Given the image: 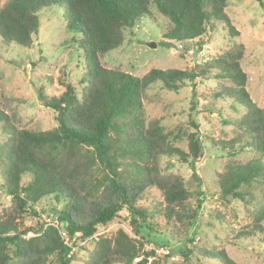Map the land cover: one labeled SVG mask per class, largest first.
<instances>
[{
  "label": "trees",
  "instance_id": "trees-1",
  "mask_svg": "<svg viewBox=\"0 0 264 264\" xmlns=\"http://www.w3.org/2000/svg\"><path fill=\"white\" fill-rule=\"evenodd\" d=\"M257 1L264 6V0ZM229 2L8 0L0 8V40L23 47L33 45L43 10L63 13L67 29L81 35L77 43L84 51L86 69L80 91L63 80L65 90L59 95L40 89L41 99L57 113V125L51 129L19 128L17 114L13 117L0 108V125L7 135L0 144V188L11 197L0 213V264H72L74 247L69 241L93 237L98 226L107 225L123 210L137 228L154 231L163 219L176 229L178 238L185 235L191 247L186 244L182 251L184 261L173 260L171 254L157 258L155 249L145 248L151 241L140 230L138 238L119 228L93 239L85 264H134L140 257H155L152 264H184L191 254L198 261L214 257L221 264H236L223 253L192 245L189 232L198 225L203 198L196 206L191 201L204 192L200 189L195 195L183 176L161 165L163 156H176L197 174L207 143L227 155L216 180L224 199L254 202L252 222L240 228L235 239L264 241V107L246 89L245 45L237 40L240 31L226 11ZM153 7L170 23L164 32L166 45L177 50V43L202 44L209 29H220L231 39L230 47L190 69L152 68L137 76L105 66L102 57L124 43L126 29L143 18L157 23ZM199 78L216 83L209 94H199ZM188 83L193 86L192 108L201 103L203 110L218 112L222 122L234 128L233 136L215 137L195 121L196 130L190 132L183 125L167 130L159 118L146 120L143 102L153 86L177 92ZM4 100L10 105L15 98ZM219 100L227 101L235 116L224 115L216 105ZM183 139L188 150L176 144ZM253 185L260 195L246 189ZM51 199L52 208L43 211L56 219L26 226V215L39 217L38 205ZM209 217L227 221L220 210L209 212Z\"/></svg>",
  "mask_w": 264,
  "mask_h": 264
},
{
  "label": "rangeland",
  "instance_id": "rangeland-1",
  "mask_svg": "<svg viewBox=\"0 0 264 264\" xmlns=\"http://www.w3.org/2000/svg\"><path fill=\"white\" fill-rule=\"evenodd\" d=\"M8 0H0V8ZM156 20L143 18L133 27L125 30V41L117 49L102 57V63L109 68H119L123 71L143 76L152 68H181L190 69L197 62L210 59L231 45V39L220 29H209L203 39L177 43V50L164 43V32L170 23L168 19L157 12ZM226 11L232 23L239 29V42L245 45L242 68L247 73L246 89L251 98L259 106L264 107V6L257 0H230ZM41 26L34 36V43L30 47H23L14 42L6 44L0 40V108L15 117L19 128L30 130H47L57 125V113L46 106L41 99L40 89L52 96L59 95L65 90L64 82L73 83L80 91L81 80L86 73L84 51L78 46L79 34L69 31L66 27V17L56 9H46L40 14ZM214 30V31H213ZM76 40V41H75ZM154 42L155 46H150ZM199 94H209L215 87L213 80L199 78L196 83ZM4 96L15 98L10 105H6ZM193 86L188 83L179 91H170L157 84L144 98V110L147 121L159 118L168 129L183 125L190 132L199 124L200 129L215 137L230 138L235 134L231 125H225L218 112L203 110L202 104L192 108ZM226 116H235L233 109L225 100L217 101ZM15 110V111H13ZM7 138L0 125V144ZM188 150L185 139L176 143ZM227 155L207 143L204 157L200 161L195 174L188 162H183L176 156H163L162 167L168 172H174L184 177L190 190L197 194L201 189L204 195L192 199L196 206L203 198L202 209L198 225L195 224L189 232L194 236L192 245L210 252L223 253L236 264H264V241L258 238L253 241L237 240L235 233L252 222L254 217V202L246 203L240 199L227 202L222 196L216 182L217 172L222 170ZM1 178V177H0ZM201 186V187H200ZM255 194L261 191L257 186L246 187ZM158 200H162L160 197ZM11 204V197L0 188V213L3 208ZM53 200L42 201L38 205L40 216L28 213L26 226H36L38 221L44 223L56 219L52 212L43 211L52 208ZM43 208V209H42ZM220 210L226 215L227 221L220 223L209 217V212ZM160 228L154 231L137 228L132 223L127 210L107 225H100L97 233L86 239L75 237L69 241L73 245L75 256L72 264H85L93 249V239L99 235H112L119 228H123L133 237H142L147 250L155 249L156 257L163 258L171 254L173 260L184 261L182 251H185L186 236L178 238L176 229L165 225L159 220ZM183 228L184 225H180ZM140 230L141 234L137 231ZM33 235V233H29ZM64 236H66L64 234ZM159 244V245H158ZM162 250H169L165 253ZM184 264H221V260L210 257L198 261L195 254ZM155 257L149 258L147 264H152ZM143 259L142 257L139 260ZM137 263V259L135 260ZM134 263V264H136Z\"/></svg>",
  "mask_w": 264,
  "mask_h": 264
},
{
  "label": "water",
  "instance_id": "water-1",
  "mask_svg": "<svg viewBox=\"0 0 264 264\" xmlns=\"http://www.w3.org/2000/svg\"><path fill=\"white\" fill-rule=\"evenodd\" d=\"M150 46H155L154 42H149ZM150 260L148 258H144L139 260L136 264H147Z\"/></svg>",
  "mask_w": 264,
  "mask_h": 264
},
{
  "label": "built area",
  "instance_id": "built-area-1",
  "mask_svg": "<svg viewBox=\"0 0 264 264\" xmlns=\"http://www.w3.org/2000/svg\"><path fill=\"white\" fill-rule=\"evenodd\" d=\"M164 251L165 253H169V250H162ZM172 258H175V256H173ZM137 261H139V258H137Z\"/></svg>",
  "mask_w": 264,
  "mask_h": 264
},
{
  "label": "clouds",
  "instance_id": "clouds-1",
  "mask_svg": "<svg viewBox=\"0 0 264 264\" xmlns=\"http://www.w3.org/2000/svg\"><path fill=\"white\" fill-rule=\"evenodd\" d=\"M138 262V261H137Z\"/></svg>",
  "mask_w": 264,
  "mask_h": 264
}]
</instances>
